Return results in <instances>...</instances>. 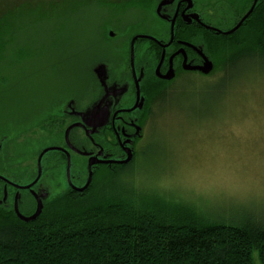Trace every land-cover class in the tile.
Returning <instances> with one entry per match:
<instances>
[{"label":"rangeland","instance_id":"374dc122","mask_svg":"<svg viewBox=\"0 0 264 264\" xmlns=\"http://www.w3.org/2000/svg\"><path fill=\"white\" fill-rule=\"evenodd\" d=\"M8 12L12 28L0 37V173L9 172L4 156L12 133L32 127L68 96L91 101L97 94L92 66L122 67L132 36L162 34L148 13L99 0H0V18ZM226 70L224 78L185 75L154 100L137 143L138 153L149 154L137 158L134 183L213 218L264 223V62H236ZM50 143L13 140L14 161L33 168L36 153ZM62 183L59 172H44L49 197Z\"/></svg>","mask_w":264,"mask_h":264},{"label":"trees","instance_id":"16d2710c","mask_svg":"<svg viewBox=\"0 0 264 264\" xmlns=\"http://www.w3.org/2000/svg\"><path fill=\"white\" fill-rule=\"evenodd\" d=\"M143 1L127 0L123 9ZM219 2L222 12L238 20L251 0H214ZM9 12L0 18V37L12 28ZM211 39L210 52L223 78L236 62H264V0L229 37ZM3 52L1 42L0 58ZM145 150L127 165L100 168L82 192L68 188L47 198L32 222L0 205V264H255V255L264 264V223L249 216L213 218L195 205L136 187L134 165L149 154ZM21 201L19 213L26 217L33 204Z\"/></svg>","mask_w":264,"mask_h":264},{"label":"flooded vegetation","instance_id":"af4514ba","mask_svg":"<svg viewBox=\"0 0 264 264\" xmlns=\"http://www.w3.org/2000/svg\"><path fill=\"white\" fill-rule=\"evenodd\" d=\"M127 0H114L113 4L122 7ZM258 2V1H257ZM256 2V3H257ZM253 0L248 5L238 20L233 14L222 12L221 2L214 0H145L135 6L139 13H148L154 24L162 28L161 36L142 34L145 38H138L133 44V66L130 63V44L134 37L129 39L128 62L122 67L108 65L103 62L92 66L91 75L97 94L91 101H83L74 96H68L61 101L56 108L42 112L32 127L25 128L20 133H12L9 136V172L2 171L0 177V205L4 204L13 209V199L18 193V211L22 205L21 199L27 200V206L34 209L26 216H31L36 208L35 195L44 193L49 197L43 187L44 172L50 170L59 172V178L63 180L62 191L82 188L86 182L88 171L87 163L90 159L100 162H113L95 164L91 167L92 177L102 167L110 169L124 166L132 162L137 156V143L143 137V129L151 119L153 102L149 96L156 94L160 89L163 95L170 85L185 75L194 74L201 77H209L219 74L216 61L213 58L209 41L211 38H227L225 33L232 30L249 11ZM128 8V9H133ZM126 9V10H128ZM142 25V19L140 20ZM172 40H171V23ZM244 23V22H243ZM105 27V26H104ZM113 39L114 36L109 37ZM213 39V40H214ZM205 61L211 63L209 73H203L200 68ZM104 67V73L98 78L95 70ZM168 77L169 79H167ZM139 88V101L136 102V86ZM101 109H105L107 119L105 125L93 128L83 122L82 113L92 105L101 102ZM141 101V106L139 102ZM136 106L135 109L133 107ZM138 131V134L136 132ZM49 140L51 143L42 147L36 156L34 167H27L14 161V153L11 148L13 140L18 142L38 143L41 140ZM3 141L0 142L2 152ZM47 148H57L58 151H50L41 158V176L28 190L18 191L14 186L26 187L34 182L37 176V159L40 153ZM12 149V150H11ZM130 155L127 164H118ZM58 153L55 157L47 158V155ZM67 155L69 156V175L67 179ZM78 157L80 165L73 159ZM5 158V156H4ZM63 170V172H62ZM30 172L29 175L26 173ZM13 172H22L20 176ZM28 176V177H27ZM92 180V178H91ZM6 195L5 202H2ZM12 195V196H11ZM2 202V203H1ZM23 216V215H22Z\"/></svg>","mask_w":264,"mask_h":264},{"label":"water","instance_id":"95a60500","mask_svg":"<svg viewBox=\"0 0 264 264\" xmlns=\"http://www.w3.org/2000/svg\"><path fill=\"white\" fill-rule=\"evenodd\" d=\"M258 0H253V3H252V6L251 8L249 9V11L245 14V16L240 20V22L232 29L230 30L229 32L225 33V35H230L232 33H234L240 26L241 24L247 19V17L252 13L255 5H256V2ZM172 27H173V22L171 23V40H172ZM113 34L112 33H109V37H112ZM138 38H145L143 36H137V37H134L132 40H131V44H130V63H131V66H133V44L134 42L138 39ZM211 69V63L205 61V64L203 65L202 68H200V70L207 74L209 73ZM95 73L98 75V78L100 80V77L103 75L104 73V67L100 66L98 67L96 70H95ZM167 79H169L168 77H166ZM135 86H136V102L138 103L139 101V88H138V83L135 81ZM101 102H98L94 105H92L89 109H87L84 113H82L81 116H83V122L85 124L88 123L89 126H92L93 128L95 127L96 128H100L102 127L103 125H105L106 123V119H107V113L105 112V109H101ZM137 105H135L133 107V109L136 108ZM139 106H141V101L139 102ZM136 134H138V131L136 132ZM59 149L57 148H47V149H44L38 159H37V176H36V179L34 180V182L26 187H19V186H14L18 191L20 190H28L30 189V187L35 184L40 176H41V165H40V161H41V158L44 154H46L47 152H50V151H58ZM127 154V158L125 160H123L122 162H118V164H127L129 161H130V155L128 154V152L126 153ZM104 163H113V162H100V161H93L92 159H90L87 163V171H88V176H87V179H86V182L84 184V186L82 188H79V189H75L74 190L76 192H82L84 191L85 189H87V187L90 185V182H91V178H92V172H91V167L95 164H104ZM69 173V156L67 155V169H66V174H67V179H68V174ZM0 180H3L5 182H7L5 179H3L2 177H0ZM34 195V199H35V203H36V208H35V211L34 213L29 216V217H24L22 216L19 211H18V193L15 194L14 196V199H13V211L16 215V217L25 222V223H28V222H32L34 220L37 219V217L41 214V211H42V208H43V204H42V200H44L47 196L46 194L44 193H40V194H37L35 195L34 193H32ZM6 200V195H5V190H4V197L2 199V202H5ZM1 202V203H2Z\"/></svg>","mask_w":264,"mask_h":264}]
</instances>
